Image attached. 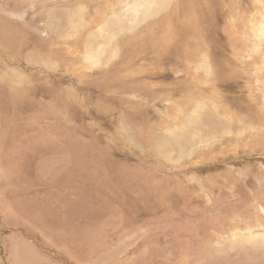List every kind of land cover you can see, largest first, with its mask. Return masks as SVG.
<instances>
[{"label": "rangeland", "instance_id": "1", "mask_svg": "<svg viewBox=\"0 0 264 264\" xmlns=\"http://www.w3.org/2000/svg\"><path fill=\"white\" fill-rule=\"evenodd\" d=\"M12 233L31 264H264V0H0V264Z\"/></svg>", "mask_w": 264, "mask_h": 264}, {"label": "crops", "instance_id": "2", "mask_svg": "<svg viewBox=\"0 0 264 264\" xmlns=\"http://www.w3.org/2000/svg\"><path fill=\"white\" fill-rule=\"evenodd\" d=\"M13 239H14V241H16L17 239V237L16 236H14L13 235V233L10 235ZM14 236V237H13ZM9 237V236H8ZM18 244H21L20 246H22L23 247V249H22V251H21V253H19V254H17V255H14L13 257H12V259H14L13 260V262L15 263V264H23V261L24 260H27L26 261V263H24V264H31V240H29L28 241V239L27 238H23V240L22 239H19V240H17V242L14 244V247H16ZM53 263V262H52ZM11 264H12V262H11ZM53 264H55V263H53Z\"/></svg>", "mask_w": 264, "mask_h": 264}, {"label": "bare ground", "instance_id": "3", "mask_svg": "<svg viewBox=\"0 0 264 264\" xmlns=\"http://www.w3.org/2000/svg\"><path fill=\"white\" fill-rule=\"evenodd\" d=\"M246 252V251H245ZM244 251H243V253H245ZM242 253V251L240 252V255H242L243 254ZM240 255H238L235 259H227L229 262L228 263H230V264H237V263H239V264H245V263H243V262H245L247 259H241L242 258V256H241V258H239L240 257ZM238 258V259H237ZM260 262H263L262 260H260ZM224 264H226V262H224Z\"/></svg>", "mask_w": 264, "mask_h": 264}]
</instances>
